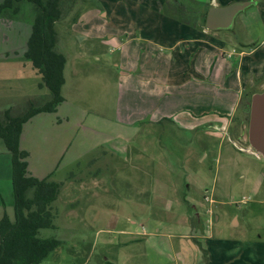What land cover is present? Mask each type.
<instances>
[{"label": "rangeland", "instance_id": "obj_1", "mask_svg": "<svg viewBox=\"0 0 264 264\" xmlns=\"http://www.w3.org/2000/svg\"><path fill=\"white\" fill-rule=\"evenodd\" d=\"M78 1L56 30L59 51L67 58L62 93L71 110L64 161L81 157L70 165L74 170L56 174L61 186L51 205L55 228L40 229L39 235L60 244L41 264H261L264 156L248 142L246 105L253 93L264 91V0ZM236 1L252 3L230 28H205L199 40L190 32L193 39L186 41L188 32H178L163 11L170 2L190 4L200 8L205 27V6ZM30 18L26 12L17 16L20 23L7 25L12 47L19 49L16 36L26 31L24 21ZM237 61L240 83L230 70L225 78L237 101L224 128L207 121L190 128L180 116H168L175 106L192 112L221 103L227 96L221 90L174 84L206 69L214 77L220 63L235 72ZM6 82L4 88L14 91L16 81ZM11 94L2 96H11L13 114H18L27 100ZM45 96L31 102L39 104ZM161 112L165 115L157 117ZM33 128L44 149L49 136L59 133L58 125ZM10 175V154L0 150V192L12 218ZM185 216H191L188 223ZM201 223L202 235L194 228ZM179 234L199 236L190 239L195 250L187 261L175 257L174 249L178 252L182 244L175 237Z\"/></svg>", "mask_w": 264, "mask_h": 264}, {"label": "trees", "instance_id": "obj_2", "mask_svg": "<svg viewBox=\"0 0 264 264\" xmlns=\"http://www.w3.org/2000/svg\"><path fill=\"white\" fill-rule=\"evenodd\" d=\"M78 0H1L0 14L30 18V34L22 59L29 61L40 75L47 97L36 104L30 102L20 114L0 110V138L10 154L13 217L6 213L0 218V264H41L57 248L60 241L43 238L40 229L55 228L52 203L59 195L61 183L49 177L37 178L28 170V152L21 148L23 124L42 112H54L63 101L66 56L59 50L60 37L56 30L66 12L75 8ZM22 13V14H21ZM181 13V12H177ZM206 15V13H205ZM205 15L203 22L205 25ZM250 102V101H249ZM249 113V104L246 105Z\"/></svg>", "mask_w": 264, "mask_h": 264}, {"label": "crops", "instance_id": "obj_3", "mask_svg": "<svg viewBox=\"0 0 264 264\" xmlns=\"http://www.w3.org/2000/svg\"><path fill=\"white\" fill-rule=\"evenodd\" d=\"M201 3H197V4L202 5ZM205 7L206 9L203 8V10H205L203 13L204 15L207 12L209 6L207 5ZM163 11L165 12L164 15L170 17L176 23L178 27V32L179 31L188 32L185 34L191 37L187 36V38L185 39L186 41L193 39L190 32H193L194 34H196L197 36L196 40H199L200 38L199 34L206 35L207 28L201 27L200 22H199V19H200L199 15L201 14V12H198V11H200V8L194 10V9H191L190 4H187V3L176 4V3L170 2V3L163 5ZM177 12H184V13L182 15ZM17 21H18L17 18H11L3 14H0V110L9 111L12 115H17V114H13L14 112L13 107L16 105L13 102V100L10 98L11 96L9 97V99H6L7 96L11 94V92H14V94L18 95L20 98H24L25 100H27L26 103L28 105L31 102L32 97H35L37 95L38 96L46 95L45 96L46 98L48 95L47 88L40 85L41 84L40 75L32 68L29 61L23 60L21 57L25 51L26 41L30 34V31H29L30 26H28L30 25V21L29 20L28 22L24 21L26 23L25 26L27 27L26 31H24L20 36H16V39L19 42V45H18L19 49H17V45L16 47H12L14 42L12 43L11 41L8 40L7 25L12 23L15 26V23H17ZM212 46L216 49L219 48V47H216L215 44H213ZM238 55H243V51L238 52ZM236 63L237 65L234 68L235 72L229 67L222 68L223 63L222 64L220 63L219 65L217 64V66L214 67L215 72H218L217 75L214 74V77L212 76L214 71L212 72L211 69H208V70L206 69L205 70L206 73L202 74V76L201 74L191 75L185 78L181 82V84H179V82L174 84V85L181 86V85H188L189 83H194L197 86L200 85L201 87H198V88H200V90H205L206 92H214V91L221 90L220 92L223 93V95H227L225 96L224 99L221 100V103L213 104L211 105V107H208V108H200V105H199V106H196L198 107L197 109H195L194 107V111L192 112H186L184 108L180 111L177 109L178 106H175L176 109L173 108L172 110H170V113L169 111H167L168 116L170 114L176 120L180 116L181 117L179 118L180 123L186 124V126L190 128H195L196 127L195 125L200 124L202 121L204 123L206 121L208 123H211L212 125L215 126V128L219 130H221V128H224V124L229 123L235 111V108H236L237 96L235 97H233L232 95L230 96L229 93H233L234 90H230L231 87H229L230 85L227 86L226 79H225L226 74L228 73V70H230V76L234 74L237 84L240 83L241 69L240 71L238 70V61ZM9 72H11L10 75H8ZM237 76L239 77V81L237 79ZM9 80L16 81L15 82L16 88L14 89V91H12L11 86H7L4 88V85L8 83L6 81H9ZM155 83H159V84H155ZM154 84L157 86L167 85V82L163 83V81L161 80H154ZM64 85H65V82L61 89L63 101L57 106L56 110L54 112H42V113L34 115L26 123L23 124L22 131L20 134L21 148L28 152L27 162H28L29 172L37 178L49 177L51 180H54L57 182H59L56 179L57 172L58 171L68 172V171L74 170L70 168V165L72 164L76 165L75 162L78 161L77 158L81 157V156H78V157L72 156L71 160H68L66 162L64 161L65 157H67L66 154H67V150L69 149V145H70V141H69L70 128H68L69 130L65 128L67 127L66 124L70 122L69 118L71 116V110L69 108L67 98L62 93ZM156 89L159 90L158 87H156ZM2 94L6 98H4ZM45 98H43V100ZM25 109L20 111V113H22ZM75 114H78V112L76 111ZM162 115H165V114L161 112L157 115V117H160ZM146 116L148 120H151L154 114L153 115L147 114ZM183 119L186 120L187 122H182ZM43 123L50 124V126L58 125L57 130L59 133L54 136H49L48 138L49 143L47 144L48 145L47 149L39 147L40 146L39 144L40 143L42 144L43 139H42V142L40 139H35L36 137L37 138L40 137V133H38V131L36 132L35 129L33 128L36 125L39 126L40 124H43ZM208 123L205 125L209 126L210 124ZM3 144H1L0 142V150L5 151L6 153L7 149L6 147L4 148L5 145L3 146ZM110 149H111L109 150L110 153L115 154V150L112 148ZM85 153H88V151H86ZM8 182H10V186H9L10 187L9 193H10L12 191L11 175H10V179L8 180ZM2 200L3 199H2L1 192H0V218L2 217L4 213H7L4 210L5 206L3 205ZM12 201H13V198H12ZM190 217L185 216L183 219L184 221L186 220V223H188L189 222L188 219ZM201 225L203 224L202 223L199 224L198 227H196V225L195 226L192 225L194 226V228L198 230L200 235H202V232H203L202 228H200ZM175 237L181 239L182 241V244L179 245V251L177 252L176 249H174L175 257L177 260L187 261L188 256L191 255V253L189 252L190 249L192 250V253L195 250L193 247V244H190L191 243L190 239L198 238L199 236L197 234H179V235H176ZM248 264H250V261L248 262ZM251 264L253 263L251 262ZM261 264H264V258Z\"/></svg>", "mask_w": 264, "mask_h": 264}, {"label": "water", "instance_id": "obj_4", "mask_svg": "<svg viewBox=\"0 0 264 264\" xmlns=\"http://www.w3.org/2000/svg\"><path fill=\"white\" fill-rule=\"evenodd\" d=\"M251 1H236L224 6H210L205 15V27L210 30L227 29L233 25L235 16ZM82 36H78L80 38ZM248 142L251 150L264 156V91L251 95L248 114Z\"/></svg>", "mask_w": 264, "mask_h": 264}, {"label": "flooded vegetation", "instance_id": "obj_5", "mask_svg": "<svg viewBox=\"0 0 264 264\" xmlns=\"http://www.w3.org/2000/svg\"><path fill=\"white\" fill-rule=\"evenodd\" d=\"M242 107V106H241Z\"/></svg>", "mask_w": 264, "mask_h": 264}]
</instances>
